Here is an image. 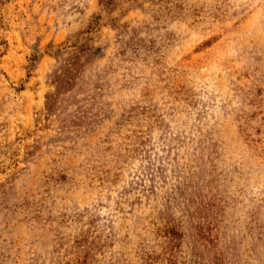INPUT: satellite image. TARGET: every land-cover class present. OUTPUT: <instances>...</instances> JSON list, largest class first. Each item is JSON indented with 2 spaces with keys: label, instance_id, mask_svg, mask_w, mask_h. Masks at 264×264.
Masks as SVG:
<instances>
[{
  "label": "rangeland",
  "instance_id": "rangeland-1",
  "mask_svg": "<svg viewBox=\"0 0 264 264\" xmlns=\"http://www.w3.org/2000/svg\"><path fill=\"white\" fill-rule=\"evenodd\" d=\"M0 264H264V0H0Z\"/></svg>",
  "mask_w": 264,
  "mask_h": 264
}]
</instances>
